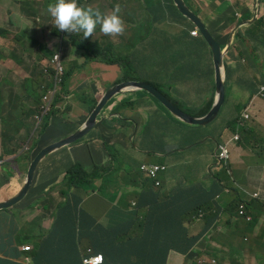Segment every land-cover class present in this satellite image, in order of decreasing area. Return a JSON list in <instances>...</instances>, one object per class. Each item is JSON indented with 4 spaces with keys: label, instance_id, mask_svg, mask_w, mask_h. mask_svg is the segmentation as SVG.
I'll return each instance as SVG.
<instances>
[{
    "label": "crops",
    "instance_id": "obj_1",
    "mask_svg": "<svg viewBox=\"0 0 264 264\" xmlns=\"http://www.w3.org/2000/svg\"><path fill=\"white\" fill-rule=\"evenodd\" d=\"M78 1L87 6L98 7L100 10L105 5V12L110 11L112 5L119 4L122 8L121 15L128 25L125 42H130L128 37L141 35L138 45L134 46L130 42L134 48L142 45L147 32L141 28V18L146 10L148 12L151 8H160L175 15L181 14L174 0H161L159 3L157 0ZM186 2L190 7L196 4L194 0H186ZM54 3L55 0H0V68L8 73V76L0 81V121L5 119L23 121L24 125L19 132L21 137L29 134L28 123L34 120L40 111L43 86L50 87L51 84L52 76L45 71V64L41 63V60L49 54V50H46L50 45L49 39L59 41L60 50L55 52H60L65 62L74 50L73 44L68 42L67 37L56 32L53 18L47 12L49 4ZM225 3H227L225 0H218L216 5ZM230 3L239 10L240 19L248 17L250 20L254 17L253 11H241L238 0H231ZM262 3L264 5V0ZM202 7L209 8V5L204 2ZM134 16L137 17L136 23ZM230 16L231 32L235 27H240L232 36L229 51L235 45L237 31L244 33L258 23L255 21L241 26L238 23L239 18H234L233 13ZM165 25H168L171 31L166 29ZM218 25L210 23L214 32H217ZM159 27L171 35L181 34L185 30L184 26L169 21L160 24ZM207 27L209 29L208 24ZM228 41L224 45L227 46ZM79 42L80 46L76 50H85V55L89 57L91 64L82 63L81 69L74 72L65 69L68 78L63 89L65 94L62 92V100L67 103L56 119L60 124L58 130L53 133L58 135V138H51L49 142L57 141L81 128L105 92L125 81L145 82L155 86L172 101L177 100L182 103L184 110L192 109L194 114H197L194 115L196 117H202L199 115L201 109L208 101L215 99L212 52L204 55L201 64H193L189 60L194 55L190 46L202 45L198 40L188 39L186 42L178 36L164 40L157 46L153 56L147 57L145 65L133 60L127 54L126 48L125 53L117 52L115 49L118 47L112 41L105 44L98 43L103 47L105 55L119 58L123 61L122 65L108 64L101 54H95L92 43L81 40ZM137 49L142 50V47ZM236 49L237 47L233 49V55ZM262 57L264 59V51ZM238 66L239 64H233L234 72L239 70ZM124 68L130 71L122 74ZM139 68H142L141 71L136 72ZM157 68L169 70L174 80L184 86L187 80H195L199 82L198 89L209 88L211 92L207 100L199 99V106L196 109L188 106L184 101H191L193 96H185L180 91H174L175 95H172L165 90L164 84L155 82L153 71ZM133 71L134 75L131 74ZM83 73L86 77L82 75ZM79 74L81 76L77 81L76 75ZM232 74L233 72L227 73L228 79L231 80ZM239 75L240 70L236 78ZM30 80L33 82L31 83ZM82 82H87L89 104L83 102L80 96ZM231 82L230 86L236 83L232 80ZM255 83L256 80L248 83L241 92L238 99L240 116L246 109L250 113V104L256 98L264 99L259 96L250 98ZM188 85L191 87V83ZM227 99L228 96L218 118L209 125L186 126L178 122L159 101L142 89H134L111 97L103 108L96 127L76 144L67 147L69 166H65L60 159H49V156L41 163V169L45 171L40 179L53 180L52 189L58 190L59 193L56 185L63 179H69L67 172L71 167L77 170L76 175L79 179L87 177L90 181L94 179L93 182L99 179L100 187L93 191H85L81 196L77 194L79 189L74 188L65 197L61 195L62 199L49 200L46 195H40L28 200L29 194L34 195L37 192L35 177L28 195L20 203L0 211V228L10 222L6 218L7 213L20 215L16 213L18 205L22 217L24 212L40 204L39 211L48 217L53 216L55 220L52 227L48 226L50 231L44 238L48 237L52 230L60 228L59 232L50 239L43 264H79L88 248H92L95 253L106 255L111 262L108 254L110 252L114 256L115 264H192L193 261L199 263V260H203L204 264H221V262L233 264L238 250L248 244L256 245L257 249L252 255L238 257L239 263L264 262L262 249V245L264 246V114L260 118L259 130L249 126L245 121L243 133L233 132L226 125L237 116V113H233L232 107L226 104ZM224 109L227 116L223 124L217 126L215 122ZM174 125L200 130L201 139L205 144L198 146L207 153L206 158L201 150L167 139ZM249 131H253L251 146L245 142V136ZM236 133L239 134L240 140L230 145L231 160L222 169L214 168V155L218 145L230 140ZM153 144L156 147L153 149L155 152L145 151ZM175 147L178 149L172 150ZM143 153L146 156H142ZM151 156L159 157L162 161L153 162ZM137 157L140 159L139 162H136ZM140 163L141 165L164 164L168 167L167 171L159 176L160 187H154V184L151 187L148 184L146 188L140 180L137 184L133 183L132 179L137 178L132 172ZM79 169L86 174L82 176L83 172ZM141 174L145 176L142 171ZM14 177L9 180L0 179V185L9 182L4 188L0 187L2 188L0 196L3 197L0 202L14 197L23 187L25 178L21 179V175ZM222 186L224 190L217 194L213 201V206H217L220 211L219 218L206 230L207 207L203 202ZM40 188L43 189V185ZM183 191H189L184 195L190 197L182 198ZM255 194L257 196H254ZM80 198L82 203L77 208L76 204ZM34 199L38 201L29 205ZM66 199L71 201L67 207L69 214L65 215L57 205ZM23 201L25 203H22ZM237 201L246 205L247 213L252 218L250 222L237 215ZM79 213H82L79 223H70L69 221ZM208 213L210 214V211ZM200 214L203 216L200 217ZM18 226L20 230L21 225ZM176 233L182 235L184 239L186 236L191 238L197 235L200 239L187 253H182L177 249ZM16 238L17 234L12 248L8 250L6 248L5 253H0V259L13 262L15 258L13 252L17 249ZM75 249L78 256L74 255ZM190 254L194 255L192 260L188 259ZM21 259L23 260L22 256Z\"/></svg>",
    "mask_w": 264,
    "mask_h": 264
},
{
    "label": "trees",
    "instance_id": "obj_2",
    "mask_svg": "<svg viewBox=\"0 0 264 264\" xmlns=\"http://www.w3.org/2000/svg\"><path fill=\"white\" fill-rule=\"evenodd\" d=\"M194 1L196 4L191 7L192 10L204 21L206 26L208 24L209 30L212 32L213 35H215V39L217 40V42H219L223 46H226L224 44L228 41V38H229V35L231 32V28H232L231 27L232 26V20L230 18L231 16L227 15V14L231 13V12L228 9H225L224 15H222V17L218 18L216 21L213 22V25H218L219 23L220 24L223 23V27L220 30H217V32H214L212 29V26H210V22L208 20V15L212 11L214 6L210 7V10L208 11V13L203 14L202 13V1L201 0H194ZM79 4L82 6H87V5L82 4L81 2H79ZM225 4L228 8L232 7L231 5L229 6L227 3H225ZM114 7H115V5H112L111 10ZM121 10H122V8H121ZM103 12H105V10ZM233 15L235 18L237 15V9L233 10ZM148 16H149V20H150L151 31L148 34H146L143 38V42L141 45L142 50L134 48L130 42H125V48L128 51L127 54L133 60H137V61H139L145 65L147 57L153 56L157 46L162 41L176 37V36L185 39L186 42L188 39H194V40L202 41L201 42L202 45H200V46H190L189 45L190 48L194 51L193 57L189 58L190 62L193 64H201L204 55L211 53L208 44L206 43L204 38L200 35L199 31H198L197 35H193L192 32L190 34V31H197L198 29L196 28L194 23L190 19L185 17L184 15H182V14L175 15L170 11H164L160 8H151L148 10ZM247 20H248V17H242L238 21V23L242 24L243 22H246ZM167 21L182 25L185 27V30L181 34L171 35L159 27L160 24H163L164 22H167ZM134 22L135 23L137 22L136 16H134ZM126 25H127V23H126ZM127 29H128V25H127ZM56 32H58L59 35H62V34L65 35V37H67L68 42L72 43L75 48L80 46L79 40H81L83 42L91 43V38H88L86 40L83 39L82 33L68 34L66 32H60L58 30ZM78 38H79V40H78ZM244 40L251 41L255 45L259 46L262 49V51H264V23H263V21H259L255 25H252V29L245 31L244 33L242 31H237V33L235 35V44L238 45L237 49L244 48V45L247 44V42ZM154 42H157V45L154 48V51L152 52V54L149 55V54H147V50ZM176 42H178V39H176ZM93 50L95 51L96 55L101 54L103 56L104 60L108 64H119V65L123 64V61L120 60L119 58H113L111 55H105V53L103 51V47L98 42L94 44ZM115 50L119 53H125L124 51H121L118 48H116ZM57 53L58 52H55V53L49 52V54L41 60L42 65H44L45 63H48L53 58V56ZM185 58H187L186 55H185ZM233 59L236 62H238V64H239L238 68L240 70V75L236 78V80H235L236 83H234L233 86H230L232 88L231 100H229V98H228L226 104H228L229 106L232 107V112L237 113V116L235 118L231 119L227 123L226 127L231 128V130L233 132L243 133V127H241L239 124L242 121V117L240 116V105H239L238 99H239L241 92L244 89V87L246 85H248V83L255 82V80H256V83L253 85L252 91L250 93V98L255 96L256 94H258L260 87L262 85H264V73L256 74L255 77H251L250 71L244 65L245 61L242 59L239 60L238 58H236L235 55H233ZM127 63H129L128 60H127ZM261 75H262V77H260ZM67 78H68V76L65 74V76L63 77L65 84H66ZM231 84H232V82H231L230 78L228 79V77H227L226 88L228 85H231ZM161 92L164 94L163 91H161ZM173 102L178 107L183 109L182 103H180L177 100H173ZM213 102H214L213 99L208 101L204 105V107L201 109V111L199 112V115L204 116L205 114H207L209 112V110L211 109ZM184 111L191 114V115H197V114H194L192 109H187ZM23 125H24L23 121H20V120H10V119L9 120L8 119L3 120V132H2L3 143H2V153L0 154V159H3L4 157H9V158L7 160H5L0 165V169L3 167V171L0 174V179L9 180L12 177H14V169H13L14 165L18 166L21 169V172L19 174H17L16 176H19L22 173H28L31 161L35 158V156L41 150V148H39L40 144L35 140H34V142L30 143L29 146L26 148H25V146H21V143L23 142V140L19 136V129ZM177 135L180 136V139L178 141L175 139ZM248 135L245 136V142L249 146H251L252 145L251 142L253 140V131H249ZM167 139L169 141H172V142H180L182 144L189 145V146H192L194 144H197V145L205 144V141L201 139L200 130L195 129V128H190V127H181L178 125H174L171 127L170 135ZM23 148L31 151L32 155L29 157V155H24L23 153H19L20 150ZM154 148H156V147L153 144V145L147 147L145 149V151L155 152V150H153ZM175 149H178V147H175L172 150H175ZM142 156H146V155L143 153ZM140 166H141V163L139 164L138 168H136L135 171L132 172L133 176H136V178H137V179H132L133 183L137 184L138 181L140 180L141 182H143V184L146 186V188H147L148 184H150V186L153 187L154 183L151 182V180L149 178H147L141 174ZM184 169L187 170V167L184 166ZM79 171L83 172L82 176H84L86 174L82 169H79ZM162 173H164V172H162ZM185 176H186V174H185ZM143 177H144V179H142ZM68 178L69 179H63V181H61L60 183H57V185H56L60 191V194L63 197H65V195H67L74 188L75 189L85 188V191L88 192L89 189L87 187H88V185L92 184L93 180H94V179H91L92 181H90L89 179H87V177L84 179H75L76 176L73 177V174L71 172L68 173ZM217 180H219V179H217ZM218 184H220V181H218ZM154 187H156V186L154 185ZM93 190H95V189H92L91 191H93ZM223 190H224V187L222 186L220 189H218L216 192H214L209 199H207L203 202V205H205L207 207V209L205 211V219L207 221V227L205 228L206 230L209 229L211 226H213L216 223L217 219L219 218L220 211L217 208V206H213V201H214L216 195L221 193ZM184 193H189V191H183L181 193L182 198H189L190 197V195L185 196ZM34 201H38V199H34V200L30 201L29 205H32L34 203ZM69 201H71V199H66L63 203H60L57 205V208H61L65 215L67 213L69 214V210L67 208ZM81 203H82V199L80 198L76 204V207L79 208ZM238 204H239V201L236 202V205H238ZM69 205H70V203H69ZM209 211H210V214L208 213ZM81 214L82 213H79L69 222L78 224L79 220H80L79 217ZM59 230H60V228L52 230L49 233V236L46 238H41L38 234L27 236L24 243L26 246H29L30 248L28 251H24V255L22 256L23 260L25 261V264H43V259L47 253L50 239L55 233L59 232ZM6 231L8 232V234H4V232H6ZM18 231H19L18 224L11 222V221L7 224H4L3 227L0 228V237H6L8 240L7 245H6L7 250L12 248L15 236H16ZM263 231H264V225H263ZM176 239L178 241L177 249L180 250L182 253H187L199 241L200 236L197 235V236H193L191 238H187V236H186L184 239L182 237V235L180 236L176 233ZM256 249H257V246L254 244L245 245L244 247H242L241 249L238 250L236 260L234 261L233 264H241V263H239V260H237V258L252 255V252ZM262 249L264 252V246L263 245H262ZM69 251H71L70 247H69ZM5 252L6 251H0V253H5ZM97 254H101L103 256L101 264H115L114 256L110 252H108V254H109L111 262L109 261V259L106 255L99 253V252H97ZM13 255H15V250L13 252ZM74 255L78 256L76 249L74 250ZM193 257H194L193 254L188 255L189 260H192ZM255 259L257 261L256 256H255ZM117 260H118V258H117ZM11 263H13V262L1 259L0 264H11ZM79 264H83L81 259L79 261ZM192 264H199V263H197L196 261H193ZM257 264H264V262H258L257 261Z\"/></svg>",
    "mask_w": 264,
    "mask_h": 264
},
{
    "label": "rangeland",
    "instance_id": "obj_3",
    "mask_svg": "<svg viewBox=\"0 0 264 264\" xmlns=\"http://www.w3.org/2000/svg\"><path fill=\"white\" fill-rule=\"evenodd\" d=\"M161 0H157V3H159ZM204 2L206 4L209 5V8H203L202 7V13H208V11L210 10L211 6H214L217 4L218 0H204ZM202 4H204L202 2ZM104 7L105 5L102 6L101 10L104 11ZM225 9H228L231 13H228L227 15H230L233 13V10L236 9V6H232L231 8H228L226 6V4L223 5H216L213 7L212 11L209 13L208 15V20L210 23H213L215 20H217L218 18L222 17V15H224L225 13ZM141 24H142V29L147 30L146 34H148L151 31V26H150V20H149V16H148V12L147 10L144 12L142 18H141ZM223 27V23L219 24L216 27V30H220ZM165 28L169 29L168 25H165ZM99 31V30H98ZM234 31V30H232ZM128 31L126 30L124 35L122 36H118V37H104V38H96L95 36H93L92 42H101L103 44L108 43L109 41H112V43L115 44V46H117L119 49L125 51V36L127 35ZM128 37V40H130V42L135 46L138 45L140 43V39H141V35L135 36L130 38ZM247 42L246 45H244V48H240V49H236L234 51V54L236 56V58H238L239 60L242 59L245 61V66L246 68L250 71V75L251 77H255L256 74H261L264 73V59L262 57V49L255 45L254 43H252L249 40H244ZM50 45L46 48V50H49V52L53 53L55 51H59L60 50V45L58 44L59 41L57 39H49ZM198 42H202L200 40H198ZM157 42H154L147 50V54H152V52L154 51V48L156 47ZM137 48H141V46L137 47ZM60 53V52H59ZM261 58V59H260ZM84 59V60H83ZM82 63H87V64H91L90 63V59L88 56L85 55V50H76V48L74 47V50L71 52V54L68 56V58L66 59L65 62V69L67 70H71V72L77 71V69H81V64ZM142 68H139L136 72H140ZM130 71L128 68H124L122 69V74L126 73ZM135 71V70H134ZM131 72L132 75H134L135 73ZM51 74V73H50ZM83 76L86 77V75L83 73ZM153 75H154V79L156 83H162L165 86V90H168V92H170L172 95L174 94V91H180L182 92L185 96H193L191 101H187L185 100L184 102L196 109L199 106L198 100L199 99H204L207 100L211 90L205 89V88H200L198 89V83L195 80H187L186 81V85L184 86L183 84L177 82L174 80V78L171 76V73L169 70L167 69H154L153 71ZM227 75V72H226ZM8 76V73L5 69L0 68V81L3 77ZM81 74L76 75V80L78 81L80 79ZM236 79V73H233L231 75V80L235 81ZM32 82V81H31ZM189 83H191V87L188 85ZM86 85L87 82H82L80 84V96L83 102H88L89 104V96L88 93L86 91ZM236 87V86H235ZM227 91V96L229 98V100H231V95H232V88L230 87V85L227 86L226 88ZM197 93V95H196ZM250 104V102L248 103ZM202 106V105H200ZM55 112L60 111L59 109H55ZM102 111V110H101ZM264 114V99H258L256 98L251 104H250V118L247 120V123L249 124V126L256 128L257 130H259V124H260V118L261 116ZM227 113L226 110H223L222 115L220 116V118L218 119L217 122H215V124L217 126H221L224 122V119L226 118ZM49 123H54V121H50ZM58 122L54 123V126L51 127L46 133L42 134V129L45 126V119L42 123V125L40 127H38V129L36 130V132L30 136L28 139H26V136L23 137V142L21 143V146H25L28 147L30 143L34 142L35 138H38L39 136L43 137L44 140L42 142V145L45 144L49 139L51 138H58V135H56L53 132H56L58 130ZM36 126V121H31L30 123V127L33 128ZM175 135V134H174ZM0 139H1V133H0ZM177 141L180 139V136L177 135L175 138ZM193 149H197V150H201L203 153V156L206 158L207 153L204 152V150L202 148H200L197 144H194L191 146ZM25 148L21 149L19 153H23L24 155H29V157L32 155V152L29 150H26ZM41 148V146L39 147ZM68 148L64 147L61 149H58L54 152H52L51 154L47 155L49 156V159L55 158V159H60L62 163H64L65 166H69L70 164V158L68 155ZM57 151H59L57 154H53L56 153ZM53 155V156H50ZM74 156V154H72ZM46 156V157H47ZM151 161L153 162H160L162 161V159H160L159 157H155V156H151L150 157ZM45 161V158H42L39 161V165L37 167V173H35V188L37 189V192L34 195L29 194L28 196V200L33 198V197H37L40 195H46L48 197L49 200L55 199H62L63 197L61 196V194L58 192V190H53L52 187L54 185V181L51 179H40L42 177V175L44 174V169H41V163ZM140 159L137 157L136 158V162H139ZM236 167V166H235ZM14 169V176H16L17 174H19L21 172V169L18 166H13ZM3 171V167L0 170V174ZM69 171L75 173L77 170L74 167H71L69 169ZM27 173H22L21 174V179H24ZM15 178V177H14ZM75 179H79L78 176H76ZM9 182H4L2 183V185H0V187L2 186V188H4L5 185H8ZM101 181H99V179H96L92 184L88 185V189L92 190V189H97L98 187H100ZM43 185V189L40 188V186ZM1 188V189H2ZM0 189V190H1ZM85 192V189H79L77 190V194L78 195H83ZM3 199V197L0 196V200ZM26 201V200H25ZM25 201H23L22 203H25ZM41 208L40 204H36L34 208H31L30 210L24 212V214L22 215V217H20V215L22 214L20 212L19 209V205L16 208V213L20 214L17 215L15 213H7L6 214V218L8 220H10L11 222H14L18 225H21L20 230L17 233V238H16V244H17V249L15 250V258L13 259V263L11 264H25V262L21 259V256L24 255V253H22V250L24 249L25 246V239L27 236H31V235H35L38 234L41 238H44L46 236V234L50 231L48 229V226H53L55 223L54 217L53 216H46L43 213H41L39 211V209ZM7 238L6 237H0V251H6V245H7ZM0 263H1V259H0ZM221 264H228V262H221Z\"/></svg>",
    "mask_w": 264,
    "mask_h": 264
},
{
    "label": "clouds",
    "instance_id": "obj_4",
    "mask_svg": "<svg viewBox=\"0 0 264 264\" xmlns=\"http://www.w3.org/2000/svg\"><path fill=\"white\" fill-rule=\"evenodd\" d=\"M257 1L259 3L260 8L255 13H253L254 17L252 19H250V20L248 19L246 22H243L242 24H240L241 26H246L247 22L253 23L255 21H258V22L263 21V23H264V5L262 3V0H257ZM47 12L53 18L54 26L58 31L66 32L68 34L82 33L83 39L86 40L88 38H91V43L93 45L98 42V41L95 43L92 42L93 36H95L96 38L108 37V36L115 38V37L124 35L125 31L127 30V25H126V22L121 15V7L119 4H116L115 7L108 12H102L100 10V8L94 7L92 5L82 6L79 4L78 0H55L54 4H49V6L47 8ZM236 17L240 19L241 16L237 13ZM59 54H61V53H59ZM61 57H62V54H61ZM62 60H63V66H64V70H65V65H64L65 59L62 57ZM47 73H49V74L51 73L50 74L52 76V77L50 76L51 77V84H50V87H47L46 85L43 86L42 105L40 107L39 113L36 115L35 119L32 120V121H36V126L31 128L30 127L31 121L28 123L29 134L26 135V139H28L30 136H32L36 132L38 127H40L42 125L44 119H45V126L42 129V132H41L42 134L46 133L51 127H53L55 122L59 123V121H57L56 119L59 116L58 115L59 112L66 106V103H67V102H64L62 100V92L64 93L63 89H64V85H65V82L63 79V77L66 74L65 71H64V75L62 77V82L59 86L54 85L53 73L51 71L47 72ZM31 81L33 82V80H30V82ZM262 86H264V85H262ZM261 87H260V89H261ZM255 96H259L261 98H264V95L263 96L260 95V90H259L258 94H256ZM65 99H66V97H65ZM156 100L159 101L158 99H156ZM159 103H161V102L159 101ZM161 105H163V104L161 103ZM55 109H59L60 111L55 112L54 111ZM246 110H248V109H246ZM101 114H102V112H101ZM249 116H250V113H249ZM241 117H242V121L239 124L241 127H243L245 121H247L248 119H245L243 117V114ZM99 118H100V116H98L96 119V125L98 123ZM49 120L54 121V123H49ZM87 120H86V122H87ZM86 122H85V124H86ZM85 124L81 128L74 131L72 134L67 135V136H65V137H63L57 141H54V142H49V140H50L49 139L45 144L42 145L44 138L41 136H39L38 138H35L34 140L40 144L41 150H42L50 144L57 143V142L65 139L67 137H70L75 132L81 130L85 126ZM20 129H19V132H20ZM91 131H89L87 134H89ZM2 132H3V120L0 121V133H1L0 146H1V148H2V143H3ZM236 134H238V133H236ZM21 138H22V140L24 139L23 137H21ZM79 140H77L76 142H78ZM239 140H240V136H239ZM76 142H74L70 145L64 146V147L73 146L74 144H76ZM64 147H61V148H64ZM61 148H59V149H61ZM56 150H58V149H56ZM56 150H54V151H56ZM46 156L44 158H46ZM8 158L9 157H4L3 159H0V160L3 163ZM33 160L31 161V163L33 162ZM230 160H231V158H230ZM31 163H30V165H31ZM214 164H215V162H214ZM214 164H213V167L215 168ZM36 172H37V169H36ZM69 172H71V171H68L67 175ZM76 172L75 173L71 172L73 174V177L78 176V175H76ZM26 176H27V174H26ZM26 176H25V178H26ZM12 178H14V177H12ZM34 178H35V175H34ZM254 196H257V194H255ZM237 206H238L237 215L239 217L243 218L244 220L250 222L252 220V218L247 213L246 205L244 203H241V204H238ZM102 258H103V256L101 254H97L93 251L92 248H88L86 253L81 257V260H82L83 264H101ZM199 264H204V261L199 260Z\"/></svg>",
    "mask_w": 264,
    "mask_h": 264
},
{
    "label": "water",
    "instance_id": "obj_5",
    "mask_svg": "<svg viewBox=\"0 0 264 264\" xmlns=\"http://www.w3.org/2000/svg\"><path fill=\"white\" fill-rule=\"evenodd\" d=\"M174 3L177 9L179 10V12L194 23L200 35L204 38V40L206 41L212 52L213 64L215 69V94H214L215 99L209 112L202 117H196L194 115H191L185 112L180 107H178L169 97L164 95L159 89L148 83L137 82V81H125L119 83L105 92V94L97 104L96 108L90 114L85 126L81 130L75 132L70 137H67L57 143L48 145L35 156L33 162L29 167L23 187L21 188L19 193H17L14 197L6 201L0 202V211L7 210L17 205L28 195L34 182V175L39 165V161L42 158H44L46 155L50 154L56 149L70 145L76 142L77 140L83 138L89 131H91L96 126L97 117L102 115V114L97 115V112L103 110V108L111 99V97H115L123 93L130 92L131 90L134 89L145 90L148 93H150L152 96H154L156 99H158L170 111V114L178 122L186 126H205L212 123L218 118L223 106H225L226 97H227V91H226L227 75H226L225 59L231 47L232 36L235 33V31L239 28V26L233 29L234 31L231 32L229 41L227 43L228 45L225 47L221 45L219 42H217V40L215 39V35L212 34V32L208 29V27L204 23V21L191 9V7L188 5L186 0H174ZM250 23L251 22H247L246 24L248 25Z\"/></svg>",
    "mask_w": 264,
    "mask_h": 264
},
{
    "label": "built area",
    "instance_id": "obj_6",
    "mask_svg": "<svg viewBox=\"0 0 264 264\" xmlns=\"http://www.w3.org/2000/svg\"><path fill=\"white\" fill-rule=\"evenodd\" d=\"M192 34L197 35L198 30L192 31ZM45 71L46 72L51 71L53 73V80H54L55 86H59L61 84L62 77L65 71L61 54L59 53L55 54L48 63H45ZM260 95L261 96L264 95V86H262L260 89ZM243 117L245 119H249L250 116H249L248 110H245L243 112ZM238 140H239V135L235 134L230 140L218 145L217 150L214 155L215 168L222 169L227 164V162L231 158L230 145L232 142L238 141ZM1 163L2 161L0 160V164ZM167 169L168 167L164 164H142L140 167V170L145 175V177L149 178L156 187L161 186V181L159 179V176L162 172L167 171ZM200 217H202V214L200 215ZM29 248H30L29 246H26L24 247L23 251H28ZM214 262L215 261H212V263Z\"/></svg>",
    "mask_w": 264,
    "mask_h": 264
},
{
    "label": "flooded vegetation",
    "instance_id": "obj_7",
    "mask_svg": "<svg viewBox=\"0 0 264 264\" xmlns=\"http://www.w3.org/2000/svg\"><path fill=\"white\" fill-rule=\"evenodd\" d=\"M230 1L231 0H225V2H227L229 6L231 4ZM238 5L240 8H242L241 11H253V13H255L260 8L257 0H238ZM237 13L239 14V10H237ZM236 47H238L237 44H235L234 47H232L229 53H227L226 55L225 64L227 68V73H231V72L236 73V74L239 73L238 69H237V72H234L233 70V64L235 65L238 64V62H236L233 59V49Z\"/></svg>",
    "mask_w": 264,
    "mask_h": 264
},
{
    "label": "bare ground",
    "instance_id": "obj_8",
    "mask_svg": "<svg viewBox=\"0 0 264 264\" xmlns=\"http://www.w3.org/2000/svg\"><path fill=\"white\" fill-rule=\"evenodd\" d=\"M101 112H102V111H98V112H97V115H100V114H101Z\"/></svg>",
    "mask_w": 264,
    "mask_h": 264
}]
</instances>
